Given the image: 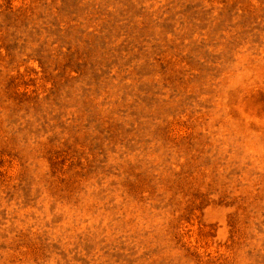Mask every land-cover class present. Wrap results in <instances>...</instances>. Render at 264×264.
I'll return each instance as SVG.
<instances>
[{"label": "rangeland", "instance_id": "374dc122", "mask_svg": "<svg viewBox=\"0 0 264 264\" xmlns=\"http://www.w3.org/2000/svg\"><path fill=\"white\" fill-rule=\"evenodd\" d=\"M0 264H264V0H0Z\"/></svg>", "mask_w": 264, "mask_h": 264}]
</instances>
